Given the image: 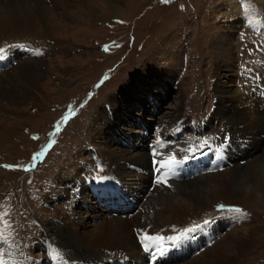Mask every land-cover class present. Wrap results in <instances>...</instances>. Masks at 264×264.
Segmentation results:
<instances>
[{
	"label": "rangeland",
	"instance_id": "rangeland-1",
	"mask_svg": "<svg viewBox=\"0 0 264 264\" xmlns=\"http://www.w3.org/2000/svg\"><path fill=\"white\" fill-rule=\"evenodd\" d=\"M225 1L70 0L73 12L52 6L49 18L38 24L39 31L47 29L53 38H20L0 46V56L22 54L16 63L45 62L44 74L28 99L4 103L0 109V232L10 244L22 242L24 249L30 245L40 250L31 244L39 241L45 226L61 214L66 219L69 202L53 198L64 195L55 192L58 177L76 175L90 158L94 163L82 177L107 175H101L103 162L90 147L100 116L110 119V112L117 114L116 122L137 131L141 144L146 140L140 131L146 129L140 121L146 120L163 137L173 136L180 118L201 128L198 137L204 144L218 142L224 134L219 123L215 122V128L203 126L217 106V70L226 64L228 70L221 69V74L234 81L222 79L231 96L237 90L244 94L251 72H264V31L254 26L264 25V6L259 0H245L250 9L234 12L221 8ZM227 38L233 45H226ZM153 97L155 103L150 101ZM150 132L153 139L149 140L155 143L156 131ZM130 139V135L125 138L126 144ZM177 145L185 147L183 141ZM82 150L89 154L79 156ZM259 168L264 170V164ZM61 180L66 179L60 178L57 185ZM140 202L143 199L125 215ZM243 205L237 202L226 208L227 214L231 208L240 210L234 214L239 220L235 233L245 238L253 235L257 241L241 264H264V205L260 201L259 205ZM195 216L198 222L208 217L201 211ZM225 226L230 228L231 223ZM226 233L221 232L220 240ZM229 250L228 246L219 252L234 256ZM78 255L74 252L75 259L82 258ZM21 257L19 264L28 256Z\"/></svg>",
	"mask_w": 264,
	"mask_h": 264
},
{
	"label": "bare ground",
	"instance_id": "bare-ground-1",
	"mask_svg": "<svg viewBox=\"0 0 264 264\" xmlns=\"http://www.w3.org/2000/svg\"><path fill=\"white\" fill-rule=\"evenodd\" d=\"M47 1L0 0V46L16 43L18 40L15 39L20 38H53L51 34L49 37L50 32L47 29H43L44 32L39 31L38 24L49 18L52 6L65 12H73L74 7L69 4L70 0ZM244 1L226 0L221 8L234 12L242 7L249 10L250 4L247 5ZM259 1L264 6V0ZM255 24L264 31V25ZM229 40L226 39V45H233ZM17 54L21 52L17 51ZM218 54L227 58L223 52ZM9 55L11 58L0 56V69L5 70L0 72V109L4 103L15 104L28 99L44 74L43 60L28 59L16 63V58L21 59L22 54L19 57H14L15 53ZM3 64L7 67L3 68ZM224 66L226 64L216 73V109L203 125L215 128L217 122L224 133L218 142L208 143L207 148H215L219 153L213 170L177 181L178 178L172 177L178 170L163 167L161 161L172 160L171 155L176 153L183 160L198 154L202 149L207 150V144L198 137L202 132L201 128L188 123L186 118L177 121L179 124L172 130L173 136L162 134L163 137L146 120L140 121L144 123L141 128L145 126L147 130L143 128L140 131L145 137L142 139L146 140L145 144H141L136 139L137 131L131 132L130 125L121 128L116 122L114 117L117 114L110 112V119L109 116L99 115L100 125L97 126L93 145L90 147L103 162L101 175L108 172L109 174L102 176L118 181L125 196L122 193L121 197L111 195L106 186L105 196H101L95 181L85 178V175L82 177L86 167L94 163L90 158L91 160L79 167L76 175L60 176L56 179V184H53L56 186L55 192L64 195L52 197L55 201H68L69 208L65 214L66 219L61 214L62 217L45 226L39 241L31 244L40 250H34L30 245L24 249L22 242L12 245L0 232V258L5 261L8 258V264H19L17 259H21L24 254L28 257L22 259L24 263L20 262L21 264H119L121 260L125 261L120 264L243 263L242 257L248 254L257 241L253 235L245 238L235 233L233 228L239 220L234 219L235 211L232 208L237 202L243 203L245 208L246 205H259V201L264 205V170H258L264 164V72L260 74L261 72L250 71L249 75H244L247 81L244 94L236 89L231 96L225 86L227 81L222 79L234 81L227 74H221V69L226 70L225 72L228 70ZM11 69L12 72L9 73ZM154 100L156 99L153 97L150 101L155 103ZM124 104L125 102L123 106ZM148 129L156 131L155 143L149 140L153 136L151 137L152 133ZM129 135L130 143L126 144L125 138ZM115 138L121 141H116ZM176 139L183 141L185 147L178 146ZM112 142H117L120 146H115ZM85 154H89L88 150L79 151V156ZM154 164L156 167L160 166L156 181L152 175ZM60 178L66 180H61L57 185ZM141 199L143 202H140V206L126 216L125 212L131 211ZM227 207H232L230 216L226 213ZM197 211L204 212L208 217L198 222L195 216ZM220 213H225L227 217L220 216ZM69 214L71 218L67 217ZM107 218L110 219L106 221ZM227 222L231 223L230 228H226ZM223 230L226 234L220 240L219 235ZM165 244L169 246L168 249H164ZM228 246L234 256L219 252ZM170 249H183L188 255L177 256L183 253L178 251L180 253L177 252L174 255L176 258L170 262L167 258ZM37 251H42L43 256H39ZM74 252L82 258L75 259Z\"/></svg>",
	"mask_w": 264,
	"mask_h": 264
},
{
	"label": "snow or ice",
	"instance_id": "snow-or-ice-1",
	"mask_svg": "<svg viewBox=\"0 0 264 264\" xmlns=\"http://www.w3.org/2000/svg\"><path fill=\"white\" fill-rule=\"evenodd\" d=\"M165 2H167V0H165ZM235 211L239 212L240 210L239 209H236ZM0 264H8V261H5L4 259L0 258Z\"/></svg>",
	"mask_w": 264,
	"mask_h": 264
}]
</instances>
